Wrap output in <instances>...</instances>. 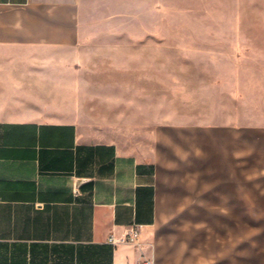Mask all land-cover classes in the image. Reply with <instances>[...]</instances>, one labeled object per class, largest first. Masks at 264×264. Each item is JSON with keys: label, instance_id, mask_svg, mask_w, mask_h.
<instances>
[{"label": "crops", "instance_id": "obj_1", "mask_svg": "<svg viewBox=\"0 0 264 264\" xmlns=\"http://www.w3.org/2000/svg\"><path fill=\"white\" fill-rule=\"evenodd\" d=\"M155 1L0 0V264H264V125L162 122V26L128 22ZM17 53L66 70L49 118L3 117Z\"/></svg>", "mask_w": 264, "mask_h": 264}, {"label": "rangeland", "instance_id": "obj_2", "mask_svg": "<svg viewBox=\"0 0 264 264\" xmlns=\"http://www.w3.org/2000/svg\"><path fill=\"white\" fill-rule=\"evenodd\" d=\"M128 22L162 26L164 124L188 119L217 126L236 118L243 126L264 125V0H156L151 15H131ZM4 62L3 117L49 118L42 108L65 92L60 86L66 81L59 73L66 70L35 53H17L16 59ZM201 74L206 79H183ZM181 85L192 95H169L171 88ZM201 91L202 96L196 95ZM201 98L203 103L197 102ZM129 139L127 149L153 159V137L137 133ZM156 232L168 243V222Z\"/></svg>", "mask_w": 264, "mask_h": 264}, {"label": "built area", "instance_id": "obj_3", "mask_svg": "<svg viewBox=\"0 0 264 264\" xmlns=\"http://www.w3.org/2000/svg\"><path fill=\"white\" fill-rule=\"evenodd\" d=\"M139 230L137 227L132 228L126 236L125 243L130 245H138ZM109 242L115 243L113 237H110ZM138 264H151L149 261L140 262Z\"/></svg>", "mask_w": 264, "mask_h": 264}]
</instances>
